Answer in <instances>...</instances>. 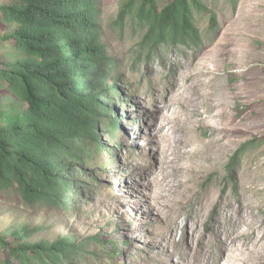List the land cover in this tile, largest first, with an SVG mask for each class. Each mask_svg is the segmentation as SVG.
Returning a JSON list of instances; mask_svg holds the SVG:
<instances>
[{
	"label": "rangeland",
	"instance_id": "rangeland-1",
	"mask_svg": "<svg viewBox=\"0 0 264 264\" xmlns=\"http://www.w3.org/2000/svg\"><path fill=\"white\" fill-rule=\"evenodd\" d=\"M127 1L102 2L120 126L99 128L102 150L74 167L65 205L31 206L0 190V235L71 236L70 264H264V0L236 9L205 0L218 24L203 18L200 44L148 60L142 35L116 23ZM1 17L3 68L11 47ZM12 101L0 81V110ZM7 256L0 249V264Z\"/></svg>",
	"mask_w": 264,
	"mask_h": 264
},
{
	"label": "trees",
	"instance_id": "trees-1",
	"mask_svg": "<svg viewBox=\"0 0 264 264\" xmlns=\"http://www.w3.org/2000/svg\"><path fill=\"white\" fill-rule=\"evenodd\" d=\"M227 1L237 8L238 0ZM102 2L0 5L1 19L10 27L1 40L11 47L0 81L16 100L0 110V190L15 189L27 205H65L74 167L102 150L99 128L120 126L112 106L120 90L110 81L119 67L103 41ZM205 16L209 29L218 24L205 0H128L116 23L142 35L138 47L148 60L165 48H196L204 38ZM30 237L27 229L0 235V249L8 253L4 262L70 264L79 248L68 235L52 243Z\"/></svg>",
	"mask_w": 264,
	"mask_h": 264
}]
</instances>
